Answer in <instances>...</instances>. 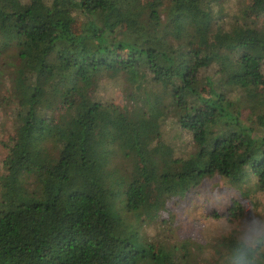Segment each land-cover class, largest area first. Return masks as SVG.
Listing matches in <instances>:
<instances>
[{"label": "trees", "instance_id": "obj_1", "mask_svg": "<svg viewBox=\"0 0 264 264\" xmlns=\"http://www.w3.org/2000/svg\"><path fill=\"white\" fill-rule=\"evenodd\" d=\"M219 3L0 0V264H197L141 224L216 175L264 192V0L243 11L262 26L228 29ZM103 77L123 104L96 98Z\"/></svg>", "mask_w": 264, "mask_h": 264}, {"label": "rangeland", "instance_id": "obj_2", "mask_svg": "<svg viewBox=\"0 0 264 264\" xmlns=\"http://www.w3.org/2000/svg\"><path fill=\"white\" fill-rule=\"evenodd\" d=\"M169 0H163L165 5ZM156 3V0H147ZM251 0H220L218 18L226 29L239 23L255 21L258 26L263 25V19L245 16L244 7ZM264 74V64L261 65ZM100 93L97 99H111L116 104H123V81L114 82L103 77L100 81ZM80 99L81 94L77 95ZM246 105V104H245ZM11 123L8 116L0 110V176L3 174V162L7 155L6 143L11 133ZM179 132L166 126V139L176 146H181L179 152L188 153L189 146L184 145L185 139L178 138ZM188 142L189 139L186 138ZM130 171H137L138 166L127 163ZM217 186L219 190L217 191ZM264 202V192L255 187L253 178L246 180L241 188L232 186L227 180L216 175L206 178L201 185L188 192L183 197L171 199L164 212L155 220L141 224L140 234L148 244H165L180 246L183 242H190L197 264H214L218 258L217 249L221 248L223 239L229 236L238 238V229L244 221L240 218L242 210L249 206L252 195Z\"/></svg>", "mask_w": 264, "mask_h": 264}, {"label": "clouds", "instance_id": "obj_3", "mask_svg": "<svg viewBox=\"0 0 264 264\" xmlns=\"http://www.w3.org/2000/svg\"><path fill=\"white\" fill-rule=\"evenodd\" d=\"M240 218L244 223L234 229L238 231V239L226 258V264H264V202L253 194Z\"/></svg>", "mask_w": 264, "mask_h": 264}]
</instances>
